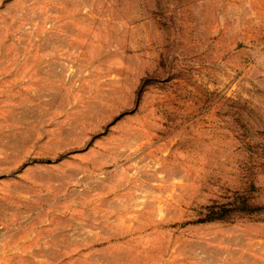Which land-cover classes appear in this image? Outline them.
<instances>
[{"label":"rangeland","instance_id":"374dc122","mask_svg":"<svg viewBox=\"0 0 264 264\" xmlns=\"http://www.w3.org/2000/svg\"><path fill=\"white\" fill-rule=\"evenodd\" d=\"M0 264H264V0H0Z\"/></svg>","mask_w":264,"mask_h":264},{"label":"trees","instance_id":"16d2710c","mask_svg":"<svg viewBox=\"0 0 264 264\" xmlns=\"http://www.w3.org/2000/svg\"><path fill=\"white\" fill-rule=\"evenodd\" d=\"M61 158V157H60ZM58 158V160L60 159ZM235 201H231L230 203H224V204H218L213 203L212 205H208L205 207L206 213L203 215L204 219H202L204 222H213L216 220H223L228 215L231 214V212L237 211V212H252L253 210H256L248 200L245 198H234Z\"/></svg>","mask_w":264,"mask_h":264}]
</instances>
